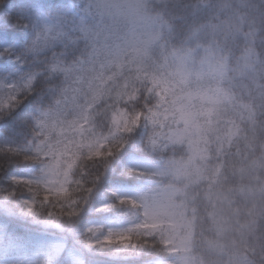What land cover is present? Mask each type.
<instances>
[{"label": "trees", "instance_id": "16d2710c", "mask_svg": "<svg viewBox=\"0 0 264 264\" xmlns=\"http://www.w3.org/2000/svg\"><path fill=\"white\" fill-rule=\"evenodd\" d=\"M31 1L28 6L23 0H0V27L10 24L15 33L0 39V77L10 74L14 82L8 100L0 103V264L30 233L58 236L83 255L80 262L67 252L47 255L38 264H166L174 259L164 226L152 231L115 226L145 215L138 200L123 196L124 188L184 185L173 175L130 168L126 160L135 153L160 166L186 163L189 143L171 142V120L176 121L173 116H178L177 107L188 92L210 86L228 87L250 112L236 113L229 103L218 102L201 119L199 130L212 160L223 164L208 169L184 192L194 216L193 250L199 264H264V0H149V13L166 25L161 38L151 53L115 73L106 85L113 97L87 109L96 131L114 130V135L94 150L73 156L74 181L63 192L13 175L43 172L49 158L30 147L45 136L39 125L41 111L64 100L68 82L63 68L82 63L93 52L95 38L79 24L94 1ZM63 5L68 12L61 11ZM233 15L243 21L240 32L220 31L213 43L233 67L253 48L257 77L232 70L222 80L165 82L162 57L183 51L196 34ZM44 17L51 21L50 31ZM107 22L102 25L112 28ZM56 32L60 35L54 41L42 42L43 34ZM54 54L61 64L45 71L46 58ZM151 71H158L154 79ZM12 96L17 100L10 101ZM114 113H124L120 124L112 122ZM162 113L164 127L151 122ZM109 235L127 243L93 246Z\"/></svg>", "mask_w": 264, "mask_h": 264}, {"label": "rangeland", "instance_id": "374dc122", "mask_svg": "<svg viewBox=\"0 0 264 264\" xmlns=\"http://www.w3.org/2000/svg\"><path fill=\"white\" fill-rule=\"evenodd\" d=\"M93 1V10L89 8L88 14L79 24L86 35L95 38L93 52L82 63L63 68L68 82L64 100L54 109L41 111L39 125L45 136L30 147L34 152L42 153L49 159L43 165L40 175L27 172L13 175L17 179L41 183L54 192L67 190L74 181L71 175L73 156L81 151L94 150L114 135V130L110 133H105L104 129L96 131L89 120L87 109L110 94L113 97L112 90L106 86L108 82L124 66H131L141 59V56L151 53L161 38L162 28L166 26L159 18L149 13V0L144 2L146 15L136 24L122 23L114 19L119 13L111 8L113 0ZM23 2L28 6L32 4L31 0ZM61 11L68 12L67 6L63 5ZM107 21L112 28L106 29L102 25ZM43 22L50 31L51 21L44 17ZM242 25L241 17L233 15L230 20L219 26L202 30L191 39L183 51L162 57V65L165 67L161 73L162 78L167 83L176 80L187 83L204 77L222 80L227 78L232 70L257 77L258 56L253 48H250L233 67L228 56L213 43V37L220 31L233 30L239 33ZM156 73L158 71H151L153 79ZM157 78L160 81V75ZM13 84L10 74L0 77V103L8 100V88ZM218 102L229 103L236 113L250 112L249 107L238 100L226 86L192 90L178 105V116H173L176 121L171 120L173 127L170 124L174 129L170 139L171 142L184 139L188 141L191 156L186 163L160 166L140 154H131L126 160V165L130 168L160 175H173L184 185L168 188L130 186L122 191L124 197L134 198L142 204L145 215L115 227L119 230L141 228L152 231L164 226L176 253L174 259L166 261V264H199L192 243L195 228L193 210L189 209L186 203L187 193L184 192L191 184L203 178L208 169L223 164L212 160L210 148L199 130L201 119H204L213 104ZM123 116L124 113L112 114V122L114 123L115 119L116 123L120 124ZM165 119L166 115L162 113L152 118L151 122L159 121L164 127ZM19 244L21 248L3 256L2 264H38L42 257L64 252L76 262L83 259L79 249L68 248L62 238L46 233H30L27 240Z\"/></svg>", "mask_w": 264, "mask_h": 264}, {"label": "clouds", "instance_id": "9594fccd", "mask_svg": "<svg viewBox=\"0 0 264 264\" xmlns=\"http://www.w3.org/2000/svg\"><path fill=\"white\" fill-rule=\"evenodd\" d=\"M144 2L145 0H113L111 8L114 12L118 11L119 13L114 19L122 23L136 24L146 15ZM151 11H157L155 5L152 6Z\"/></svg>", "mask_w": 264, "mask_h": 264}, {"label": "snow or ice", "instance_id": "6c2138e0", "mask_svg": "<svg viewBox=\"0 0 264 264\" xmlns=\"http://www.w3.org/2000/svg\"><path fill=\"white\" fill-rule=\"evenodd\" d=\"M13 35H15V33L11 30L10 24L7 27H0V39H6V38L10 39ZM59 35H60L59 32L53 33L51 36H49L48 33H45V34H43L41 40H42V42H52ZM61 62H62L61 58L55 54L51 57V59L46 58V60H45V71L51 70L53 72V67L60 65ZM9 99H10V101H16L17 97L12 96ZM29 204H30V207L33 206L31 204V202H29ZM113 243L126 244L127 240L126 239H114L111 235H109V236L105 237L102 241L94 242L93 246H95L96 244L107 246V245H111Z\"/></svg>", "mask_w": 264, "mask_h": 264}]
</instances>
